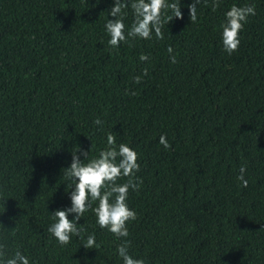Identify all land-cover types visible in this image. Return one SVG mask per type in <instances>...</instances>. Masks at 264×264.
<instances>
[{"label":"trees","instance_id":"trees-1","mask_svg":"<svg viewBox=\"0 0 264 264\" xmlns=\"http://www.w3.org/2000/svg\"><path fill=\"white\" fill-rule=\"evenodd\" d=\"M180 2L183 19L165 23L163 39L113 48L105 24L114 0H0L2 259L19 249L30 264H123L125 238L100 228L91 208L77 225L83 241L61 247L48 232L52 212L71 206L63 169L72 152L88 150L87 163L113 134L140 164L142 183L127 199L137 213L127 225L133 258L264 264V0H218L215 10L201 0L195 22L192 0ZM233 5L256 14L229 55L221 25ZM124 11L127 30L135 17ZM93 233L98 247L86 250Z\"/></svg>","mask_w":264,"mask_h":264},{"label":"clouds","instance_id":"clouds-1","mask_svg":"<svg viewBox=\"0 0 264 264\" xmlns=\"http://www.w3.org/2000/svg\"><path fill=\"white\" fill-rule=\"evenodd\" d=\"M201 0H192L188 5L189 18L191 22L197 20V6ZM131 8L135 17L134 22L126 30L124 23L125 9ZM180 0H114V6L109 9V15L114 19H108L105 29L110 39L108 44L113 48H118L122 42H127L129 38H141L150 40L153 34L156 39H163L162 28L164 24H169L173 18L183 19ZM219 7L218 0H213V10ZM170 15H167L168 12ZM255 6L248 5L238 7L233 5L225 13V22L222 27V44L224 50L231 55L239 50L240 38L248 17L254 16ZM168 52L172 53L171 46ZM141 61L148 60V56L141 54ZM171 62H176V57L171 56ZM147 70H145V75ZM140 77L135 78V82H140ZM97 125H102V121L97 118L94 121ZM160 143L165 149L171 145L165 136L160 137ZM108 147L100 151L99 156L87 160L89 151L79 149L72 152V161L69 167L63 169L67 179L73 181L71 186L70 198L71 206L64 209H56L52 212L55 220L48 232L58 241L61 247L71 243L72 237L76 236L84 240L82 229L77 225L84 214L91 208L97 217V224L102 229H107L114 236L125 238L124 242L117 246L118 255L122 258L123 264H145L143 259L133 258L129 254L130 241L128 222L137 219L135 210L129 208L127 199L129 190L138 191L142 180L136 177L140 170L138 163V153L129 145L120 143L117 145L116 137L113 134L107 135ZM79 153V154H78ZM81 156L84 159H81ZM245 166H241L240 175L237 177L243 187H247L248 181L244 178ZM124 177L128 180L126 183H118ZM74 186V187H73ZM6 201V200H5ZM94 202H98L95 208H92ZM69 214H73L69 219ZM84 249H97L95 234H89L86 242L82 243ZM4 246L0 245V264H30L29 258L19 249L6 259Z\"/></svg>","mask_w":264,"mask_h":264}]
</instances>
